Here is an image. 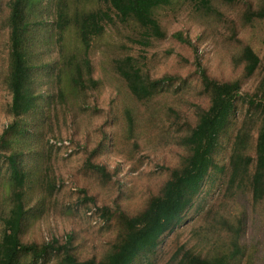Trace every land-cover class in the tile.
Masks as SVG:
<instances>
[{
  "label": "rangeland",
  "instance_id": "rangeland-1",
  "mask_svg": "<svg viewBox=\"0 0 264 264\" xmlns=\"http://www.w3.org/2000/svg\"><path fill=\"white\" fill-rule=\"evenodd\" d=\"M38 1L47 5V18L55 28V0H32L31 3ZM7 3L8 0L0 2V71L4 72L0 74V137L13 122L9 110L11 96L3 81V74L7 73L9 34L4 21L8 11L2 9ZM188 3L189 0H173L171 5L156 11L155 15L168 31L167 38L157 40L146 39L137 24L122 22L100 0H64L65 13L70 18L77 13L104 10L110 12L113 21L91 42L89 58L94 76L100 82L95 91L85 96L70 85L67 74L57 85L54 70L45 77L47 88L57 92L58 86V91H65L63 96L67 104L60 105L58 112L54 106L49 114L51 125L49 118L46 122L49 124L38 130L40 142H36L37 146L42 143L44 146L38 149L39 166L28 188L31 217L23 232L24 241L49 243L57 239L63 242L71 236L75 253L83 259L106 253V245L116 235V220L105 222L102 208H110L113 214L119 207L127 215H135L142 209L147 200L160 191L169 178L168 168L174 167L183 154V149L173 139L175 130L193 123L194 105L207 106L197 65L201 64L207 75L220 82L242 76L231 63V44L227 41L232 30L230 26L226 28V23L236 8L221 5L223 14L219 18L224 27L213 28L204 24L207 18L202 14H197L199 18L190 16ZM177 33H182L191 44L174 38ZM238 33L264 58V22L238 27ZM51 38L46 42L47 52L40 50L39 56L32 59L52 62L57 74L67 62L63 57L80 55L83 45L73 24L65 28L61 40L55 29ZM127 55L137 58L153 79L169 76L173 81L164 85L150 101L138 105L128 97L113 70V60ZM258 80L257 73L244 80L243 93H253ZM125 103L131 104L140 114V117L134 115L137 124L133 136L128 133ZM166 103L186 110L187 115L181 122L173 118L172 122L164 123L159 119L161 105ZM246 110V105L237 104L233 123L221 135V145L214 156L215 165L193 207L172 232L163 236L154 254L140 258L135 264H169L182 246L214 257L215 253L232 250L233 227H241L238 241L242 252L229 264H264V202L254 205L247 191L223 204L219 202L228 182L234 137ZM104 130L108 131L109 138L102 146ZM163 133L167 134L165 141ZM94 149L98 150L96 154L92 152ZM251 154L254 157L253 150ZM88 162L103 166L108 179L90 169ZM47 168L56 187L50 195H44L38 182ZM5 186L7 188L8 184ZM5 186L0 185V212L7 193ZM218 202L221 207L228 202L226 209L219 210V217L207 219L206 213L219 205ZM222 215L226 219L220 218ZM55 261L51 256L45 264Z\"/></svg>",
  "mask_w": 264,
  "mask_h": 264
},
{
  "label": "trees",
  "instance_id": "trees-1",
  "mask_svg": "<svg viewBox=\"0 0 264 264\" xmlns=\"http://www.w3.org/2000/svg\"><path fill=\"white\" fill-rule=\"evenodd\" d=\"M100 1L122 22L137 24L146 39L167 38L168 31L155 13L159 8L171 5L173 0ZM31 2L32 0H8L5 9H2L5 12L7 8L8 11L4 21L9 34L7 73L3 74V81L11 96L9 110L13 122L0 137V185L8 184L9 187H4L7 193L4 194L6 198L3 201V211L0 212V264H45L51 256L56 258L54 264H135L140 258L154 254L163 236L182 222L193 207L196 197L202 192L209 171L215 165L214 156L221 145V135L232 125L239 102L246 105L247 110L234 137L228 182L219 202L223 204L245 191L252 196L254 205L264 202V58L246 44L238 33V27L264 22V0H189V15L198 17L202 14L207 18L204 24L212 25L213 28L224 27L219 18L223 14L221 5L236 8L237 12L226 23V28L230 26L232 30L227 41L231 44V63L242 76L220 82L207 75L201 64L197 65L207 106L194 105L193 123H186L184 128L180 124L183 131L182 128L175 130L173 139L183 149V154L174 167L168 168L169 178L160 191L151 196L142 209L135 215H127L119 207L113 214L110 208H102L105 222H110L112 218L116 220V235L106 245V253L83 259L75 253L71 236L63 242L57 239L49 243L24 241L23 232L31 217L28 188L31 187L34 170L39 166L38 149L44 146L43 143L37 146L36 142H40L38 130L49 124L46 122L54 106H57L58 112L60 105L67 104L63 96L65 91H58V86L57 92L47 88L45 77L54 70L57 85L62 76L67 74L70 85L85 96L95 91L100 82L94 76V67L89 58L91 42L102 35L105 26L113 21L110 12L104 10L77 13L70 18L65 13L64 0H55L54 28L49 23V17L47 18V5L44 6L39 1L33 4ZM70 24L77 28L83 45L82 53L72 55L69 59L63 57L67 62L61 65V71L58 70L56 74L52 62H44L41 58L35 62L32 58L35 55L38 57L40 50L47 52L46 42L52 39L54 29L61 40L65 28ZM173 37L181 43L191 44L182 33L174 34ZM113 70L127 90L128 97L138 105L150 101L164 85L173 81L169 76L153 79L137 58L131 55L113 60ZM2 73L3 70L0 71ZM256 73L259 79L256 88L253 93L244 94V80ZM125 105L128 133L133 136L136 134L134 127L137 124V117L134 115L138 114L140 117V114L131 104ZM160 111L159 119L164 123L172 122L173 118L181 122L187 115L186 110L169 103L161 105ZM51 123L52 121L50 125ZM102 136L103 146L109 138L108 131L104 130ZM166 139L167 134L163 133V140ZM97 151L94 149L92 152L96 154ZM88 167L108 179L103 166L88 162ZM38 182L45 191L44 195L55 191L48 168ZM220 203L206 213L207 219L219 217V210L226 209L228 202L222 207ZM220 218L226 219L224 215ZM233 229L232 250L228 248L226 252L215 253L214 257H210L182 246L169 264H229L242 252L238 241L241 227Z\"/></svg>",
  "mask_w": 264,
  "mask_h": 264
}]
</instances>
